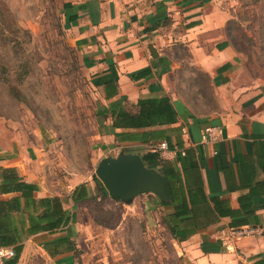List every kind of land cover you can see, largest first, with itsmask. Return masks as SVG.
Segmentation results:
<instances>
[{"label": "crops", "instance_id": "crops-1", "mask_svg": "<svg viewBox=\"0 0 264 264\" xmlns=\"http://www.w3.org/2000/svg\"><path fill=\"white\" fill-rule=\"evenodd\" d=\"M56 2L81 69L98 94L97 118L111 130L114 147L104 156L121 151L142 156L160 141L183 149L184 155L159 157L175 171L172 188L188 199L189 223H171L173 234L163 221L172 206L161 205L152 193L126 204L110 198L90 178L50 177L35 144L22 146L17 131L0 121V173L14 168L37 185L36 198L58 197L70 217L54 231L27 235L21 197L14 218L23 237L6 246L15 256L3 264L13 259V264H101L95 251L103 246L99 229L118 234L123 220L134 218L142 219L146 231L154 226L164 230L191 264H264V75L251 64L246 47L251 50L252 42L239 37V0ZM162 97L174 111L172 123L113 126V120L123 121L117 115L121 111L138 114L139 100ZM208 125L221 128L217 140H201ZM118 134L126 138L118 139ZM82 185L86 192L79 189ZM74 191L82 198L73 199ZM17 196L19 192L2 193L0 200ZM102 200L120 207L112 226L97 215ZM242 225L259 231L229 245L219 240L222 230ZM175 234L189 236L178 240Z\"/></svg>", "mask_w": 264, "mask_h": 264}, {"label": "rangeland", "instance_id": "rangeland-1", "mask_svg": "<svg viewBox=\"0 0 264 264\" xmlns=\"http://www.w3.org/2000/svg\"><path fill=\"white\" fill-rule=\"evenodd\" d=\"M237 3L239 37L252 42L246 49L263 76L264 0ZM66 33L56 0H0V121L17 131L22 146L35 144L50 177L93 180L114 143L109 124L97 118L98 94ZM96 207L102 223L118 221L119 206L102 200ZM121 228L118 234L98 228L101 264H191L158 226L146 231L134 218Z\"/></svg>", "mask_w": 264, "mask_h": 264}, {"label": "trees", "instance_id": "trees-1", "mask_svg": "<svg viewBox=\"0 0 264 264\" xmlns=\"http://www.w3.org/2000/svg\"><path fill=\"white\" fill-rule=\"evenodd\" d=\"M139 112L136 115H131L125 111L119 112L123 121L118 122L113 120L114 127H132L140 128L153 125H162L172 123L175 119L174 111L166 98L159 99H141L138 101ZM151 118H156V121H151ZM118 139L126 138L125 134H118ZM142 160L148 167L156 168L159 172L167 177L168 185L171 190V199L166 202H160L163 206H172V212L167 217L164 216L163 221L169 226L188 225L189 206L188 199L181 192H176L172 188V177L175 175L173 168H168L165 162L160 159L157 152H147L143 154ZM93 180L101 184L99 179L93 175ZM77 189V188H76ZM86 192V188L82 185L79 188ZM37 190V185L26 182L14 168H3L0 173V194L19 192L20 196L13 197L9 201L0 200V247L12 245L17 240L23 237L22 233L17 231L14 212L21 211L20 198L23 197L24 209L27 212L28 226L26 234L31 235L34 232L41 230L54 231L62 225H65L70 217L61 206V200L58 197H42L36 198L34 193ZM105 194L107 192L103 188ZM73 192V199L82 198ZM40 210L39 212H37ZM173 227L169 226L171 232ZM189 234L174 235L178 240H184ZM18 247V246H17ZM14 259L10 263H14Z\"/></svg>", "mask_w": 264, "mask_h": 264}, {"label": "water", "instance_id": "water-1", "mask_svg": "<svg viewBox=\"0 0 264 264\" xmlns=\"http://www.w3.org/2000/svg\"><path fill=\"white\" fill-rule=\"evenodd\" d=\"M95 175L110 198L126 204L142 193H152L161 202L171 199L167 177L146 166L138 153L121 151L117 156L102 157Z\"/></svg>", "mask_w": 264, "mask_h": 264}, {"label": "built area", "instance_id": "built-area-1", "mask_svg": "<svg viewBox=\"0 0 264 264\" xmlns=\"http://www.w3.org/2000/svg\"><path fill=\"white\" fill-rule=\"evenodd\" d=\"M182 132L185 134L187 131L185 127L182 128ZM221 128L216 126H205L201 130V140L214 141L221 136ZM152 150L158 153L161 158H166L169 156L184 155L185 151L179 148H170L166 141H160L155 146L152 147ZM259 229L250 225H242L236 227H230L227 230H222L219 235V240L224 245H229L236 241L239 238L248 237L255 235ZM15 256V251L12 247L1 246L0 247V264L7 259H11Z\"/></svg>", "mask_w": 264, "mask_h": 264}]
</instances>
